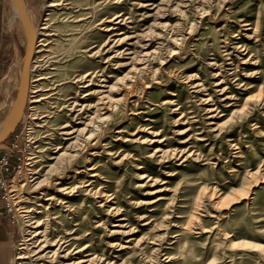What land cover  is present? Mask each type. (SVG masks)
<instances>
[{
  "label": "rangeland",
  "instance_id": "374dc122",
  "mask_svg": "<svg viewBox=\"0 0 264 264\" xmlns=\"http://www.w3.org/2000/svg\"><path fill=\"white\" fill-rule=\"evenodd\" d=\"M28 9L48 34L0 148L21 151L13 264H264V0ZM11 16L0 122L27 46Z\"/></svg>",
  "mask_w": 264,
  "mask_h": 264
},
{
  "label": "water",
  "instance_id": "95a60500",
  "mask_svg": "<svg viewBox=\"0 0 264 264\" xmlns=\"http://www.w3.org/2000/svg\"><path fill=\"white\" fill-rule=\"evenodd\" d=\"M16 7L19 12V16L26 32L27 46L26 52L23 59L22 67L20 70L19 87L16 98L4 119L0 122L2 128L0 130V143H4L9 137H11L16 131L30 95V72L31 64L34 57L35 45H36V34L34 26L28 14V7L25 0H14ZM12 36V33L10 32Z\"/></svg>",
  "mask_w": 264,
  "mask_h": 264
},
{
  "label": "crops",
  "instance_id": "0c3cea01",
  "mask_svg": "<svg viewBox=\"0 0 264 264\" xmlns=\"http://www.w3.org/2000/svg\"><path fill=\"white\" fill-rule=\"evenodd\" d=\"M41 0H25L27 7H33ZM11 12L9 0H0V74L9 61L11 35L7 32L8 17ZM16 229L8 215L0 216V264H13L15 254Z\"/></svg>",
  "mask_w": 264,
  "mask_h": 264
},
{
  "label": "built area",
  "instance_id": "2783aa9c",
  "mask_svg": "<svg viewBox=\"0 0 264 264\" xmlns=\"http://www.w3.org/2000/svg\"><path fill=\"white\" fill-rule=\"evenodd\" d=\"M15 147L13 144L9 151L0 149V216H11L15 199L13 185L21 180V151L13 150ZM11 218L13 222L14 216Z\"/></svg>",
  "mask_w": 264,
  "mask_h": 264
},
{
  "label": "bare ground",
  "instance_id": "6f19581e",
  "mask_svg": "<svg viewBox=\"0 0 264 264\" xmlns=\"http://www.w3.org/2000/svg\"><path fill=\"white\" fill-rule=\"evenodd\" d=\"M94 2V1H93ZM9 3H10V5H11V9H12V16H11V18H10V20H11V26H10V28H12L13 27V25L14 24H16V26H17V29H18V33H19V35L26 41L27 40V36H26V32H25V30H24V27H23V25H22V22H21V19H20V16H19V12H18V9H17V7H16V4H15V2H14V0H9ZM59 4H57V3H55V2H50L49 4H47V7L49 8V11H53L54 9H56L57 8V6H58ZM28 14H29V17H30V19H31V21H32V14L30 13V11H29V9H28ZM50 13H48V15H49ZM9 20V21H10ZM34 30H35V34H36V38H37V40H36V45H35V52H34V55L36 54V53H38L39 52V46H40V44H41V37H42V35L43 34H45L46 33V31H45V33H43L42 31L41 32H38V30L34 27ZM48 34V33H47ZM47 34H45V35H47ZM22 63L23 62H19V61H14L12 64H11V66H10V71L11 70H14V69H16V68H18L19 70H21V67H22ZM32 72V71H31ZM255 85H250L249 87H247V88H253ZM31 91H30V93L32 92V89H30ZM264 92H262V94H263ZM262 94H260V96L262 95ZM257 98L259 97V96H256ZM257 98H255V99H257ZM261 97H259L258 99H260ZM252 99H254V98H252ZM257 99V100H258ZM246 100H250L249 99V97H247V99ZM257 100H254V101H257ZM261 100V99H260ZM263 100V99H262ZM259 101V100H258ZM248 102V101H247ZM263 102V101H262ZM107 107H109V106H107ZM105 108V107H104ZM100 117V120L102 121V120H104L106 117H102V116H99ZM1 128H2V124L0 123V130H1ZM89 138H90V136H89ZM4 146V143H0V148H2ZM17 188V185L16 184H14L13 185V190H15ZM60 248H62V246H60Z\"/></svg>",
  "mask_w": 264,
  "mask_h": 264
}]
</instances>
